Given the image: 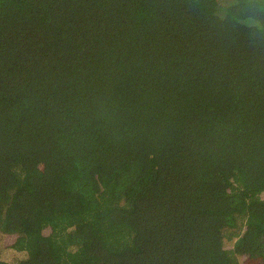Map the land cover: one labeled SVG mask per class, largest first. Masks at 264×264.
Masks as SVG:
<instances>
[{"label":"trees","instance_id":"trees-1","mask_svg":"<svg viewBox=\"0 0 264 264\" xmlns=\"http://www.w3.org/2000/svg\"><path fill=\"white\" fill-rule=\"evenodd\" d=\"M5 236L0 264H264V0H0Z\"/></svg>","mask_w":264,"mask_h":264},{"label":"rangeland","instance_id":"rangeland-1","mask_svg":"<svg viewBox=\"0 0 264 264\" xmlns=\"http://www.w3.org/2000/svg\"><path fill=\"white\" fill-rule=\"evenodd\" d=\"M52 230L51 225H45L44 226V231L45 233H48ZM13 238L5 236L4 239L0 241V259L5 260V261H11L14 259L11 254V249H8L7 247L12 243ZM70 262L72 261V257H69Z\"/></svg>","mask_w":264,"mask_h":264}]
</instances>
